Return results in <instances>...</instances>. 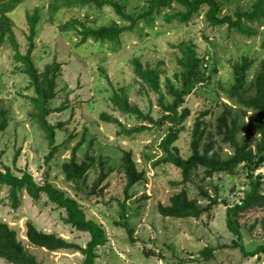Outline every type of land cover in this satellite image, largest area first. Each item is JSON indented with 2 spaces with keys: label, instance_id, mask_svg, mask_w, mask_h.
Listing matches in <instances>:
<instances>
[{
  "label": "rangeland",
  "instance_id": "1",
  "mask_svg": "<svg viewBox=\"0 0 264 264\" xmlns=\"http://www.w3.org/2000/svg\"><path fill=\"white\" fill-rule=\"evenodd\" d=\"M49 1L24 0L17 5L13 16L19 49L24 53L28 46L27 13L39 9L41 17L32 52L34 61L41 70L55 56L61 62L57 95L50 102L55 111L48 116L51 123H62L56 133L58 149L48 162L49 140L33 115L36 109L29 99L34 88L29 75L21 70L23 64L15 57L14 43L8 38L0 46V106L9 110V126L0 131L3 162L0 169L9 166L19 175L29 171L38 182H42L47 173L51 182L79 200L88 217L101 221L106 227L108 241L98 248L97 264H264V252L246 256L241 246L235 245V242H243L247 249L253 250L264 242V203L241 214L242 240L227 227V207L242 201L251 188L244 166H239L234 174L219 172L212 177L205 175L203 167L194 170L187 182L190 197L199 199L202 205H208L211 199L218 202L199 218L164 216L158 210L159 203H170V197L183 187L174 184L183 179L181 170L171 163H159L166 155L161 141L171 124L158 127L143 122L133 114L123 113L111 102L115 91L123 87L131 103L139 105L155 119L161 117L163 111L158 94L135 75L129 60L139 56L144 63L161 69L165 74L163 81L166 75L175 79L180 53L176 44L193 40L198 53L208 61L205 66L207 79L199 82L186 97L184 106L190 109V115L176 144L180 154L188 157L195 120L202 112H207L203 116L204 142L213 140L218 154L224 159L230 157L234 151L220 141L218 116L227 105L238 112L239 105L229 99L224 88L234 83L233 66L243 55L255 59L248 82L255 79L264 59V16L254 20L244 18L245 26L251 31L248 32L229 28L227 24L211 25L206 18L207 6L189 23L177 19L167 21L164 13L174 9H166L150 20H141L134 30L125 31L116 41L91 37L79 43L80 36L73 31L65 34L60 31V21L78 17L89 25L101 26L121 21L115 10L109 5L63 8L51 20ZM115 1L132 14L145 11L148 5V0ZM219 1L222 15H234L236 11H251L256 0ZM163 92L171 99L165 85ZM63 103L67 108L58 109ZM102 112L118 117L127 128L141 124H150V127L126 135L120 132L118 123L103 119ZM256 117L254 110L241 114L242 131L238 134L239 140L253 148L260 137L254 124ZM125 151L132 152L138 170L144 171L145 177L129 190L123 209ZM73 155L79 162L88 155L96 160L81 180L82 189H76L63 170V163ZM101 165L108 176L95 187ZM255 174L260 178V193L264 196V164ZM18 196L19 205L13 207L9 186L0 184V217L17 229L28 250L42 264H82L84 255L81 252L50 251L32 244L26 236V223L31 220L39 229L56 232L83 246L90 234L67 223L66 210L51 202L46 194L35 200L22 189ZM206 246L214 248L210 258L202 254ZM0 264L8 263L0 258Z\"/></svg>",
  "mask_w": 264,
  "mask_h": 264
},
{
  "label": "trees",
  "instance_id": "2",
  "mask_svg": "<svg viewBox=\"0 0 264 264\" xmlns=\"http://www.w3.org/2000/svg\"><path fill=\"white\" fill-rule=\"evenodd\" d=\"M24 0H0V46L10 38L15 46V57L23 64L22 71L30 77L34 88V94L29 99L35 105L34 117L46 133L49 140L50 151L46 160L49 162L55 155L58 144H56L57 128L62 125L53 124L48 120V116L55 111L50 102L57 95V79L60 75V65L56 56L52 62L46 64L41 70L32 55L35 47L34 37L37 35V23L40 20L39 9L32 13H27L28 46L23 53L19 49V44L15 35L17 25L13 13L18 4ZM111 6L120 20H114L109 24L92 26L86 20L78 17L60 21L59 29L62 33L73 31L80 36L79 43L86 42L89 38L101 41H116L122 33L127 30H134L141 20H150L156 14H161L166 9L174 11L165 12L164 18L167 21L177 19L182 23H189L201 9L207 6L206 18L213 26L227 24L229 28H240L251 32L244 24V18L254 20L264 16V0H256L251 11H236L234 15H222V5L219 0H148L145 11L137 14L129 13L125 7L115 0H50L48 11L51 20L63 8H81L93 6L103 8ZM177 5V6H175ZM180 53L177 56L178 70L174 78L165 76L159 67H153L144 63L139 56H133L129 62L133 67L135 75L146 85L149 90L158 94V103L163 111L161 117L155 119L150 113L143 111L139 105L131 103L128 93L121 87L116 90L111 98L112 104L126 114H133L143 122L153 123L158 127H163L167 123L171 126L167 134L161 141V147L166 155L159 160V163H171L177 166L183 175V179L174 182L175 185H183L182 189L170 197V203L162 202L158 205L159 212L164 216L177 218L201 217L205 212L218 202L211 199L208 205H202L197 198L190 197L187 182L190 180L194 170L204 168V173L208 177L219 172L234 174L238 167L243 165L250 177V190L246 192L242 203H235L227 207L226 222L228 229L239 239H243V227L241 224V214L247 212L255 205L264 203L260 198L264 196L260 193L261 181L256 170L264 164V59L257 71V75L252 83L248 82L249 71L254 65L255 59L243 55L234 63V83L229 88H224L235 104L239 105L238 112L228 106L218 116V134L223 144L229 145L233 149V154L224 159L215 150L213 140L204 142L205 128L203 127V116L207 112H202L195 120L191 138V153L188 157L180 154L177 140L186 129L185 122L190 115V109L184 106L186 97L191 94L199 82L207 79L205 66L207 59L197 51L193 40H183L176 44ZM163 85L166 86L168 99L163 92ZM63 103L58 109H66ZM257 112L254 120L257 133L260 135L256 147H250L245 142L239 140L238 134L242 131L240 121L241 114H248L249 111ZM101 117L107 121L118 123L120 132L126 135H134L150 127V124H141L138 127L127 128L126 125L116 116L107 112H102ZM9 126V110L6 106H0V131ZM250 130V129H249ZM95 157L88 155L85 160L79 162L76 156L63 163V170L66 179L75 183L76 189H82L81 180L88 170L95 164ZM0 164L2 156L0 152ZM100 176L95 183V187L101 184L108 176L104 171V166ZM123 172L126 179L124 193L125 198L121 202L123 209L126 208V200L129 197V190L135 183L145 177L144 171H139L137 163L131 151H125L123 156ZM42 182L36 181L34 175L29 171L16 174L9 166L0 169V184L8 185L13 207L19 205V191L26 189L35 199L46 194L48 199L58 207L66 210L65 221L73 225L80 231L90 234V239L85 246L78 242L70 241L56 232H47L39 229L35 222L29 220L26 223V236L35 246L46 248L50 251L74 250L84 255L82 264H97L99 257L98 248L108 241V234L105 225L93 217H88L85 208L79 200L59 187L48 178L46 173ZM95 191V190H93ZM92 191V193H93ZM240 245L246 256H253L264 252V242L258 244L253 250L247 249L243 242H235ZM214 248L206 246L202 254L210 258ZM0 258L8 264H42L37 256L28 250L24 242L19 238L18 231L7 221L0 217Z\"/></svg>",
  "mask_w": 264,
  "mask_h": 264
},
{
  "label": "built area",
  "instance_id": "3",
  "mask_svg": "<svg viewBox=\"0 0 264 264\" xmlns=\"http://www.w3.org/2000/svg\"><path fill=\"white\" fill-rule=\"evenodd\" d=\"M243 202V200L242 201H239V203H242Z\"/></svg>",
  "mask_w": 264,
  "mask_h": 264
}]
</instances>
